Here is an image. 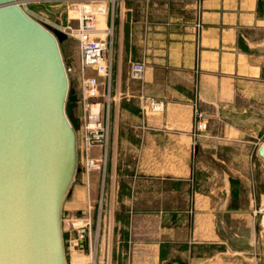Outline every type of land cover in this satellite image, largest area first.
Returning a JSON list of instances; mask_svg holds the SVG:
<instances>
[{"label": "crops", "instance_id": "obj_1", "mask_svg": "<svg viewBox=\"0 0 264 264\" xmlns=\"http://www.w3.org/2000/svg\"><path fill=\"white\" fill-rule=\"evenodd\" d=\"M107 9L112 73L97 100L109 137L92 156L108 159L91 197L95 210L101 199L112 209L116 264H229L245 224L247 249L255 242L264 207V0ZM138 61L146 71L134 81Z\"/></svg>", "mask_w": 264, "mask_h": 264}, {"label": "water", "instance_id": "obj_2", "mask_svg": "<svg viewBox=\"0 0 264 264\" xmlns=\"http://www.w3.org/2000/svg\"><path fill=\"white\" fill-rule=\"evenodd\" d=\"M65 38L0 0V264H67L61 211L80 121L68 117ZM258 153L264 162V143Z\"/></svg>", "mask_w": 264, "mask_h": 264}, {"label": "rangeland", "instance_id": "obj_3", "mask_svg": "<svg viewBox=\"0 0 264 264\" xmlns=\"http://www.w3.org/2000/svg\"><path fill=\"white\" fill-rule=\"evenodd\" d=\"M119 1L37 0L36 2L27 3L26 0H17L29 16L42 21L43 24L51 25L50 27L53 28L54 32H63L66 35V38L60 43V49L69 77L70 92L78 97L77 105L71 110L68 117L80 121V128L75 131L77 162L74 179L81 180L85 187H80L73 181L62 205L61 226L67 264H116L115 250L123 240L118 234V226L112 217L110 205L106 206L104 204L102 209L98 206L95 210L92 203V175L96 172H87L86 170V153L82 130L85 119V106L82 92L83 76L80 64L79 41L63 30L66 27L77 29L81 14L86 9L96 13L100 23L99 26L105 28L104 22L107 14H109L107 8ZM100 10L106 11V15H101L102 11ZM93 71L92 69L86 70V76L93 77ZM106 146L102 148H106ZM90 157L93 158L92 151ZM98 159L105 162L107 170V156L104 155ZM102 175L105 176L106 173ZM68 205L72 206L70 210L67 209L69 208ZM89 208H91L92 215L91 225L88 224ZM254 212L253 228L254 235L257 238L252 246L247 249L246 246H248L252 237L247 233L249 229L245 224L246 234L243 238H238L236 243L239 248H242L238 250L242 253L236 255L233 262L228 260L229 264H264V207L258 206L254 209Z\"/></svg>", "mask_w": 264, "mask_h": 264}, {"label": "built area", "instance_id": "obj_4", "mask_svg": "<svg viewBox=\"0 0 264 264\" xmlns=\"http://www.w3.org/2000/svg\"><path fill=\"white\" fill-rule=\"evenodd\" d=\"M37 0H26L36 2ZM39 1V0H38ZM114 2L115 0H107ZM25 2V3H26ZM22 8V6L19 4ZM101 15H106V11ZM34 19V18H33ZM35 20V19H34ZM39 23L42 21L36 20ZM97 14L84 10L81 14L80 24L77 29L66 27L63 30L76 37L79 41L80 64L82 71V92L85 106V119L82 125L84 149L86 153L87 172L106 173L103 160L90 157V152L95 147H104L108 143V129L103 122V104L97 99L101 96L100 78L111 79L112 63L109 56L108 36L110 30L100 27ZM92 69L96 76H86V70ZM146 71V64L138 61L131 64L130 78L137 81L142 80ZM197 122L200 129H206L207 124L203 122V115L197 114ZM104 205V199L100 201V208ZM91 208L88 213V224L91 225Z\"/></svg>", "mask_w": 264, "mask_h": 264}, {"label": "bare ground", "instance_id": "obj_5", "mask_svg": "<svg viewBox=\"0 0 264 264\" xmlns=\"http://www.w3.org/2000/svg\"><path fill=\"white\" fill-rule=\"evenodd\" d=\"M18 3V2H17ZM23 9V8H22ZM24 10V9H23ZM87 10V9H86ZM25 11V10H24ZM90 11V10H89Z\"/></svg>", "mask_w": 264, "mask_h": 264}]
</instances>
